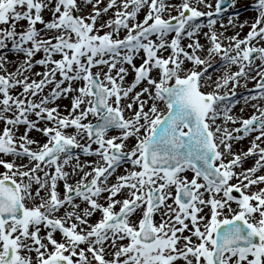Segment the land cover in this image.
<instances>
[{"label": "snow or ice", "instance_id": "snow-or-ice-1", "mask_svg": "<svg viewBox=\"0 0 264 264\" xmlns=\"http://www.w3.org/2000/svg\"><path fill=\"white\" fill-rule=\"evenodd\" d=\"M239 5L0 0V264H264V0Z\"/></svg>", "mask_w": 264, "mask_h": 264}, {"label": "bare ground", "instance_id": "bare-ground-1", "mask_svg": "<svg viewBox=\"0 0 264 264\" xmlns=\"http://www.w3.org/2000/svg\"><path fill=\"white\" fill-rule=\"evenodd\" d=\"M245 0H240V3H243ZM109 16H111L112 15V13L111 12H109V14H108ZM46 16H47V14H46ZM255 16V12H251V11H247V12H244V13H242V14H240V19L243 21V20H245V19H247V20H251L253 17ZM205 19V22H206V18H204ZM248 31V29L247 28H245L244 29V32H242L241 33V35H244L246 32ZM229 34H231V33H229ZM203 42V41H202ZM40 69L39 68H37V69H34V71H39ZM214 78H215V76H214ZM62 103H67V101H63ZM243 102L241 101V104H242ZM239 107H240V105H238L237 106V109H235V111L237 112V113H239ZM252 110L251 109H246L244 112H251ZM32 135H37L36 133H33ZM249 144V140L248 139H245L244 141H242L238 146H242V145H245L246 146V144ZM252 164H253V161L252 160H249L248 162H247V164L245 165V167H250V166H252Z\"/></svg>", "mask_w": 264, "mask_h": 264}, {"label": "rangeland", "instance_id": "rangeland-1", "mask_svg": "<svg viewBox=\"0 0 264 264\" xmlns=\"http://www.w3.org/2000/svg\"><path fill=\"white\" fill-rule=\"evenodd\" d=\"M251 3H252V0H245L243 3H240V5L236 9L229 10V13L228 14L229 15H232V14H234V12H239V14H241V13H243L245 11H249L250 9L248 7L245 8L244 6L245 5H249ZM211 71H214V70H211ZM249 88H252V83L251 82L249 83ZM238 92L241 93V94H243V95H247L248 94V93H246L244 91L243 88L238 89ZM237 114H241V113H237ZM242 115L244 117H248V116L251 115V112H243ZM248 146H249V144L247 143L246 146L245 145H242V146H238V148H244V149H246ZM0 171H2V169H0Z\"/></svg>", "mask_w": 264, "mask_h": 264}]
</instances>
